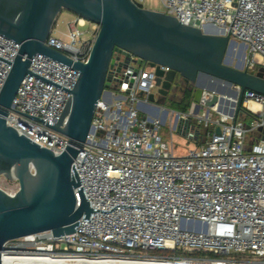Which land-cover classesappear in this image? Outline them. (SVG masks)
<instances>
[{
	"label": "built area",
	"instance_id": "1",
	"mask_svg": "<svg viewBox=\"0 0 264 264\" xmlns=\"http://www.w3.org/2000/svg\"><path fill=\"white\" fill-rule=\"evenodd\" d=\"M134 1L148 8V0ZM161 2L163 12L181 23L241 42L251 69L264 66V0ZM86 24L87 19L76 15L68 23V40L52 32L47 45L86 62L100 29L93 23L86 37L80 29ZM19 49V43L0 34V91ZM113 60L110 87L73 163L81 182L75 189L77 205L82 189L93 212L70 234L43 232L10 240L3 251H46L110 264H264V95L247 92L237 120L227 107L225 113L206 107L211 94L202 99L204 113H196L194 103L187 111H171L149 99L158 70L164 79L169 66L139 62V57L121 52H115ZM30 71L6 122L59 155L68 137L49 125L61 118L79 71L40 53L31 58ZM249 102L261 108L255 110ZM167 123L170 143L161 134ZM187 124L195 125L188 132L198 136L200 144L180 156L173 131L182 133ZM18 190L19 182L6 192L15 195Z\"/></svg>",
	"mask_w": 264,
	"mask_h": 264
},
{
	"label": "water",
	"instance_id": "2",
	"mask_svg": "<svg viewBox=\"0 0 264 264\" xmlns=\"http://www.w3.org/2000/svg\"><path fill=\"white\" fill-rule=\"evenodd\" d=\"M63 10L100 26L86 62L74 61L47 45ZM0 34L20 44L0 91V175L19 182L15 195L0 188V264L8 241L43 232L62 237L74 232L78 221L93 212L82 189L77 205L75 189L81 182L73 163L92 131L97 105L110 87L115 52L171 68L164 79L158 70L157 93L149 95L152 102L164 104L175 81L183 79L192 86L196 113L204 95L211 94L205 106L231 103V114L237 120L247 92L264 95V66L250 72L246 55L244 69L232 66L227 55L236 42L230 35L203 32L134 0H0ZM241 47L245 49V45ZM38 53L79 71L61 118L49 125L68 137L66 150L59 155L20 135L6 122L23 79L33 74L31 58ZM228 85L234 91L223 95L221 90ZM194 128L187 124L183 135L192 138L188 131ZM220 132L217 127L216 133Z\"/></svg>",
	"mask_w": 264,
	"mask_h": 264
},
{
	"label": "rangeland",
	"instance_id": "3",
	"mask_svg": "<svg viewBox=\"0 0 264 264\" xmlns=\"http://www.w3.org/2000/svg\"><path fill=\"white\" fill-rule=\"evenodd\" d=\"M144 7H148L152 10L163 12V4L161 0H148L147 4L144 5ZM76 15L70 11L63 10L56 22L55 28L53 30V34L64 38L65 40H68L67 34H68V23L74 20ZM93 25V22L90 20H87L86 26L80 28L82 31H84L86 34V37L90 36L91 33V27ZM90 31V32H89ZM236 45H234L229 52L228 60H230V64L232 66H240L243 69L246 65V59H245V53L246 49H243L241 47V42L235 41ZM123 64L120 66V69H123ZM129 66V64L127 65ZM250 72H253L252 69H249ZM225 84V83H224ZM176 84H174L175 86ZM223 95H228L229 92H233V86L228 85L225 88L221 90ZM152 93H157V89L153 88ZM172 90L170 91L169 95L167 96L166 101L164 104H160L157 101H153L152 103L154 105H161L162 107L171 110V111H181L186 104L189 103L190 100H184L180 101L179 94L173 93ZM142 96L143 94L140 93ZM193 106V100L190 101V108ZM201 113L205 112L204 108H201ZM141 116H146L144 113H141ZM251 118H247V123H250ZM264 131V129H262ZM161 134L165 141L168 143L171 142V136H170V125L167 123L162 127ZM99 135H104V132H99ZM173 144L175 148V153L180 156L186 155L191 149L196 148L200 144V140L198 136L195 137H189L183 135L180 131L175 130L173 131ZM18 187V182L15 180L7 179L5 176L0 175V188L4 189L5 191H12L15 190ZM26 254V253H25ZM24 257V254H20L18 258Z\"/></svg>",
	"mask_w": 264,
	"mask_h": 264
},
{
	"label": "bare ground",
	"instance_id": "4",
	"mask_svg": "<svg viewBox=\"0 0 264 264\" xmlns=\"http://www.w3.org/2000/svg\"><path fill=\"white\" fill-rule=\"evenodd\" d=\"M225 104L226 103H218L215 107L225 113ZM230 104V103H229ZM227 105V104H226ZM251 108L255 110H259L261 106L255 102L247 103ZM24 254V257L18 258L20 254L16 253H7L3 251V264H110V263H103V262H88L84 261L79 258H73L70 256H61L55 255L50 252H42V253H35L31 254ZM114 264V263H111ZM122 264V263H121ZM125 264H177L174 262H165V263H153V262H146V263H125ZM179 264V263H178ZM181 264H189V263H181Z\"/></svg>",
	"mask_w": 264,
	"mask_h": 264
},
{
	"label": "flooded vegetation",
	"instance_id": "5",
	"mask_svg": "<svg viewBox=\"0 0 264 264\" xmlns=\"http://www.w3.org/2000/svg\"><path fill=\"white\" fill-rule=\"evenodd\" d=\"M229 55V54H228ZM227 55V56H228ZM230 61V60H229ZM246 67V65H245ZM250 69V67H249ZM258 70V68H254L252 69L253 72H256ZM176 84L173 89H172V92L173 93H176V94H179V97H180V101L183 100V98L185 97V95L188 93V92H192V86L190 84H188L185 80L183 79H177L175 81ZM173 84V85H174ZM172 93V94H173Z\"/></svg>",
	"mask_w": 264,
	"mask_h": 264
},
{
	"label": "trees",
	"instance_id": "6",
	"mask_svg": "<svg viewBox=\"0 0 264 264\" xmlns=\"http://www.w3.org/2000/svg\"><path fill=\"white\" fill-rule=\"evenodd\" d=\"M184 100H190V101L193 100L192 92H188V93L185 95V97L183 98L182 101H184ZM190 101H189L188 104H186V105L184 106V108H183L181 111H187V110L190 109Z\"/></svg>",
	"mask_w": 264,
	"mask_h": 264
},
{
	"label": "crops",
	"instance_id": "7",
	"mask_svg": "<svg viewBox=\"0 0 264 264\" xmlns=\"http://www.w3.org/2000/svg\"><path fill=\"white\" fill-rule=\"evenodd\" d=\"M226 104H227V103H226ZM226 104H225V108L227 107V108L230 109V107L232 106L231 103H230V104H227V105H226ZM229 109L227 110L228 112L231 111V110H229ZM225 110H226V109H225Z\"/></svg>",
	"mask_w": 264,
	"mask_h": 264
}]
</instances>
